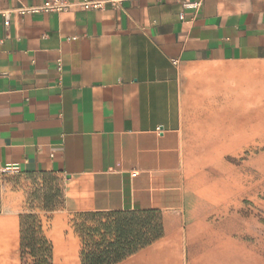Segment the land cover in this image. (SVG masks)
<instances>
[{
	"label": "crops",
	"instance_id": "crops-1",
	"mask_svg": "<svg viewBox=\"0 0 264 264\" xmlns=\"http://www.w3.org/2000/svg\"><path fill=\"white\" fill-rule=\"evenodd\" d=\"M46 1L0 0V264H23L21 175L62 181L53 264H82L73 215L113 211L165 230L119 264H264V0L21 12Z\"/></svg>",
	"mask_w": 264,
	"mask_h": 264
},
{
	"label": "trees",
	"instance_id": "trees-1",
	"mask_svg": "<svg viewBox=\"0 0 264 264\" xmlns=\"http://www.w3.org/2000/svg\"><path fill=\"white\" fill-rule=\"evenodd\" d=\"M63 207L39 208L21 214L23 264H53V245L44 233L41 213ZM72 229L82 241V264H119L165 235L158 211L85 212L73 215Z\"/></svg>",
	"mask_w": 264,
	"mask_h": 264
},
{
	"label": "rangeland",
	"instance_id": "rangeland-1",
	"mask_svg": "<svg viewBox=\"0 0 264 264\" xmlns=\"http://www.w3.org/2000/svg\"><path fill=\"white\" fill-rule=\"evenodd\" d=\"M15 188L22 191L25 195V205L23 212L40 213L39 208L46 206L47 208L59 207L62 203V181L52 175H21L13 179ZM260 211V210H259ZM42 219L45 213L41 214ZM260 216V214H258ZM70 219V225L72 228ZM264 219V218H263ZM29 259L25 264H31Z\"/></svg>",
	"mask_w": 264,
	"mask_h": 264
},
{
	"label": "built area",
	"instance_id": "built-area-1",
	"mask_svg": "<svg viewBox=\"0 0 264 264\" xmlns=\"http://www.w3.org/2000/svg\"><path fill=\"white\" fill-rule=\"evenodd\" d=\"M125 0H106V1H85L80 4L83 10H103L106 3H110L113 7L119 6ZM73 4L67 0H48L40 7H34L29 9H23V13H66L73 8ZM189 7L198 8L200 4L186 5ZM183 19V16L181 17ZM5 25H9V21L6 20Z\"/></svg>",
	"mask_w": 264,
	"mask_h": 264
}]
</instances>
